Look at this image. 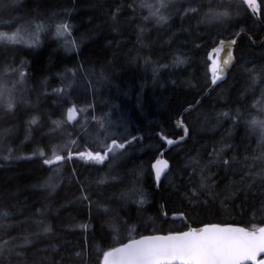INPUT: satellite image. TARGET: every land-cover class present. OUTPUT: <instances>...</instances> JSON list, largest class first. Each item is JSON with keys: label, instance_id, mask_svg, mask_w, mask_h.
<instances>
[{"label": "trees", "instance_id": "obj_1", "mask_svg": "<svg viewBox=\"0 0 264 264\" xmlns=\"http://www.w3.org/2000/svg\"><path fill=\"white\" fill-rule=\"evenodd\" d=\"M4 2L11 7L0 8V32L16 33L18 42H0V76L10 84L23 78L14 108L0 107V214L9 213L0 218L6 225L0 244L24 247L16 248L21 256L13 253L0 264H41L45 258L101 264L105 252L143 234L207 223L264 226L260 185L241 189L242 165L235 163L231 173L221 167V157L242 161L264 153L261 133L249 123L264 119V0L261 21L243 0H172L161 9L167 20L160 23L141 0H120L118 22L110 14L115 0ZM212 13L226 15L210 20L206 14ZM237 35L227 78L204 95L213 49ZM71 107L78 111L74 122ZM181 115L189 136L165 153L171 165L157 187L152 163L166 145L163 136L183 134L175 122ZM106 116L118 125L98 134ZM53 121L64 123L57 128ZM122 135L137 140L117 150L124 154L111 163L79 155ZM54 154L66 158L44 164ZM202 174L211 177L204 188ZM49 178L54 188L46 186ZM48 226L52 231L44 233Z\"/></svg>", "mask_w": 264, "mask_h": 264}, {"label": "snow or ice", "instance_id": "obj_2", "mask_svg": "<svg viewBox=\"0 0 264 264\" xmlns=\"http://www.w3.org/2000/svg\"><path fill=\"white\" fill-rule=\"evenodd\" d=\"M172 4V0H157L155 4L149 3L148 0H141L140 7L148 8L150 16L155 17L157 22H166L167 17L162 14L161 9L167 10ZM116 8L115 13H110L114 21H119L118 13L123 12L124 5L120 3V0H115L113 5ZM131 5H129L130 7ZM11 7L10 4L5 3L4 0H0V8L7 9ZM196 12L195 9L191 10ZM208 19H222L226 13H212L206 14ZM147 19V17H146ZM67 25H61L60 28L66 29ZM59 31V28H58ZM16 33L9 36L6 32H0V42L7 43H17ZM30 37L33 35L27 33ZM236 44V39L231 40H221L219 41V47L214 48V53L224 52L225 49H229L225 53L226 59L223 61L224 65H228L234 59L231 52V46ZM214 75L212 83L215 84L218 77L215 75L217 71L216 66L212 69ZM250 73L255 71L253 69H247ZM259 71L264 73V66H262ZM3 75H8L7 70H5ZM21 75V81L23 78V73ZM252 78V77H250ZM21 81L11 82V84L4 80L0 76V107H2L6 112H10L15 106V87L16 83ZM255 83V80L253 79ZM59 91H63L60 89ZM264 95V93H262ZM75 108L69 109L68 119H72V113ZM227 115V113H224ZM239 117V113H236ZM32 124L36 123V120L31 121ZM63 121H53V124L57 128L63 125ZM249 123L252 125V130L261 133V139L264 141V119L253 117ZM111 122H109V127ZM100 127L102 132L108 131L105 127L104 121L101 120ZM9 130H5V134ZM127 130L125 129V132ZM185 134H187V128L184 129ZM110 139L111 142L108 143L107 140ZM167 144L171 145L174 141L163 136ZM181 140L184 137L180 138ZM137 137L132 136L131 140H128L127 135H122L120 139L105 137V142L102 143L101 150L96 152H80L81 157H87L89 160H95L98 163H104L105 160H109V163L118 159V156L123 155V152L117 153V150H125L126 145H130L132 141H136ZM67 147V146H65ZM223 151V150H222ZM103 153V154H102ZM213 153L216 150L213 149ZM111 154V159L109 157ZM43 155V153H41ZM219 155V153H216ZM65 156L54 154V159H45L44 164L51 165L54 161H63ZM67 158H71V153L67 154ZM239 163L242 167L239 169L240 180L237 182V186L241 189L251 188L254 184H259L262 191H264V153L260 156H255L249 158L244 157L242 161H236L235 158L224 159L221 157V167L228 170L229 173L232 172L233 165ZM159 164V161H157ZM161 172L159 168L156 171V179L159 180ZM211 179L210 176H201L200 187L204 188L208 186V181ZM78 180V178H77ZM46 186L54 188L51 182V178L46 182ZM195 195V191L193 192ZM84 200H88V196L85 194L83 196ZM9 213L3 212L0 214V218H7ZM43 221H38L37 224H42ZM6 225L0 222V229L5 228ZM10 227V225L8 226ZM52 231L51 227H44V233H50ZM39 232L33 233L34 236H39ZM15 240V238H13ZM24 240L27 243H31L29 238L26 236ZM23 248L22 244H13L9 241H4L0 244V258L11 257L13 253L17 256H21V252H17L16 248ZM264 253V227L260 228L258 231H248L244 228L238 227H221L218 224H208L200 229H191L189 231H181L175 234L169 235H157V236H145L140 240H132L129 243H123L121 247H113L111 251L104 253V264H172L173 261H181L182 264H244L245 261L253 260L255 261L257 255ZM77 256L81 254L76 253ZM41 264H54L51 259L45 258L41 261ZM257 264H264V261H257Z\"/></svg>", "mask_w": 264, "mask_h": 264}, {"label": "water", "instance_id": "obj_3", "mask_svg": "<svg viewBox=\"0 0 264 264\" xmlns=\"http://www.w3.org/2000/svg\"><path fill=\"white\" fill-rule=\"evenodd\" d=\"M246 5L248 6V8L250 9L251 13L253 14V16L261 21V8H260V3H259V0H243ZM233 39H236V44L231 46V52L233 54V57L234 59L232 60V62L228 65H224L223 64V61L227 58L225 53L227 51H229V49H225L224 52H220L217 54L216 56V61H215V65H216V68H217V71L215 72V75L218 77V79L216 80V83L213 84L212 83V79H213V71H212V75H211V84L210 86L208 87V89L206 90L205 94L204 95H207L214 87H216L219 83L225 81V79L227 78L228 76V72L229 70L231 69V67L233 66V64L235 63V60H236V56H235V52H236V48L238 46V42H239V35H237L235 38ZM221 40H231V39H221ZM219 40V41H221ZM254 42V41H253ZM220 45H219V42L217 43V45L215 46V48H218ZM199 102V101H198ZM197 105V104H196ZM195 105V106H196ZM194 106V107H195ZM75 107H71L70 109H73ZM193 108V107H191ZM191 108H189L188 110H190ZM188 110H185L184 113H186ZM183 113V114H184ZM68 115H69V110H68ZM78 117V111L76 110L75 108V111L72 113V119L69 120L70 122H74ZM176 124L178 125L179 128H181L183 130V134L176 137V138H170V140L174 141L173 144L169 145L167 144L166 142V145L165 147L160 151L158 157L153 161L152 163V169H153V172H154V175H155V181H156V186L159 187V184H160V181L161 179L163 178V176L166 174V172L169 170L170 168V161L167 159L165 153L173 146L177 145V144H181L183 143L189 136V127L187 126V124L185 123V121L183 120V115L179 116L177 119H176ZM187 128V134H185V131L184 129ZM181 137H184L183 140H181L180 138ZM157 161H159V164H157ZM157 168H159L160 172H161V175H160V178L159 180L156 179V171H157ZM166 215V214H165ZM172 218H184V215L183 214H172L170 215ZM208 224H218V223H207V224H204L203 226H201L200 228H203L205 225H208ZM220 225L221 227H227V226H231V227H238V228H244L248 231H258L260 228L264 227V226H261L257 229H249L247 227H244L242 225H236V224H218ZM200 228H195V227H190L186 230H184V232L186 231H189L191 229H200ZM177 232H170V233H154V234H143V235H140V236H137V237H134L132 239H129L127 240L126 242L124 243H129L131 242L132 240H140L142 239L143 237L145 236H157V235H169V234H175ZM123 245V243L115 246V247H121ZM112 249V248H111ZM108 250V251H111ZM107 251V252H108ZM257 261H264V253H260L257 255V258L255 261L253 260H248V261H245L244 264H257ZM101 264H104V256L102 258V261H101ZM172 264H182L181 261H173Z\"/></svg>", "mask_w": 264, "mask_h": 264}, {"label": "rangeland", "instance_id": "obj_4", "mask_svg": "<svg viewBox=\"0 0 264 264\" xmlns=\"http://www.w3.org/2000/svg\"><path fill=\"white\" fill-rule=\"evenodd\" d=\"M109 117L110 116H106L105 118H107V119H103L105 127L108 128V131H106V132H102V129L100 127V122H101L102 119L101 120L99 119L100 121H99L98 125L96 126L97 130H98V134H101V133L102 134H111V133L114 132V128L118 125V122H117V119L115 120V119H111ZM109 122H111V126L110 127H109ZM92 131H93V129H91V128L87 131V135L89 136L90 140H92L91 137H90V134H92Z\"/></svg>", "mask_w": 264, "mask_h": 264}, {"label": "flooded vegetation", "instance_id": "obj_5", "mask_svg": "<svg viewBox=\"0 0 264 264\" xmlns=\"http://www.w3.org/2000/svg\"><path fill=\"white\" fill-rule=\"evenodd\" d=\"M203 225H204V224L195 225V226H191V225H190L188 228H190V227L200 228V227L203 226ZM188 228H187V229H188ZM185 230H186V229H185Z\"/></svg>", "mask_w": 264, "mask_h": 264}]
</instances>
